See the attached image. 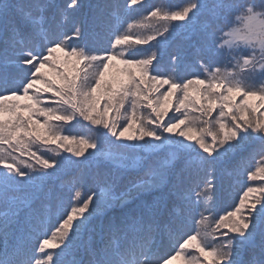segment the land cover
<instances>
[{
  "label": "snow or ice",
  "instance_id": "snow-or-ice-1",
  "mask_svg": "<svg viewBox=\"0 0 264 264\" xmlns=\"http://www.w3.org/2000/svg\"><path fill=\"white\" fill-rule=\"evenodd\" d=\"M137 6L0 0V264H264V0Z\"/></svg>",
  "mask_w": 264,
  "mask_h": 264
},
{
  "label": "trees",
  "instance_id": "trees-1",
  "mask_svg": "<svg viewBox=\"0 0 264 264\" xmlns=\"http://www.w3.org/2000/svg\"><path fill=\"white\" fill-rule=\"evenodd\" d=\"M164 2V0H143V8L137 6V10L130 13L131 20H140L144 16L147 15L146 9H150L153 5H159L160 3ZM167 4L172 7L173 9L182 7L185 3V0H166ZM127 25H125L126 27ZM155 43V42H153ZM181 43L180 40H173L171 41V46L166 47L163 51L165 52V58H167L168 52H174L177 50L178 45ZM183 75V72L181 73ZM73 134L83 133V134H90L87 133V129L83 128L80 125H77L73 130ZM47 155L51 156L52 153H47ZM257 159H259L257 157ZM255 162H253L254 165ZM258 182H246L245 180L236 181L233 180L230 184L226 185L224 189L218 194V199L216 205L214 207V214L223 215L228 211H232L233 207L238 204L239 197L243 195V192L246 190L247 186H256ZM91 187V185H89ZM90 194L88 189L85 188L83 190V195ZM67 202V201H66Z\"/></svg>",
  "mask_w": 264,
  "mask_h": 264
}]
</instances>
